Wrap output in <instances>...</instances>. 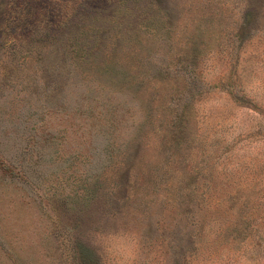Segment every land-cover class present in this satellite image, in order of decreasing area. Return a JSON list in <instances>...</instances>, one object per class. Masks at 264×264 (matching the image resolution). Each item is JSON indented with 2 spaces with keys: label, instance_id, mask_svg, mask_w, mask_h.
I'll use <instances>...</instances> for the list:
<instances>
[{
  "label": "rangeland",
  "instance_id": "rangeland-1",
  "mask_svg": "<svg viewBox=\"0 0 264 264\" xmlns=\"http://www.w3.org/2000/svg\"><path fill=\"white\" fill-rule=\"evenodd\" d=\"M0 264H264V0H0Z\"/></svg>",
  "mask_w": 264,
  "mask_h": 264
}]
</instances>
